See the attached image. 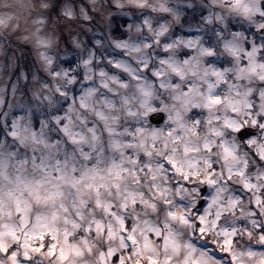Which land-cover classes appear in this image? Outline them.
I'll return each instance as SVG.
<instances>
[{
    "label": "snow or ice",
    "instance_id": "1",
    "mask_svg": "<svg viewBox=\"0 0 264 264\" xmlns=\"http://www.w3.org/2000/svg\"><path fill=\"white\" fill-rule=\"evenodd\" d=\"M213 5L225 11L203 19L219 27L186 38L154 26L157 12L180 22L167 0H116L131 20L126 38L112 37L110 11L103 19L111 49L130 59L86 49L75 68L53 71L56 35L71 40L92 18L38 0L33 35L55 81L41 84L52 112L34 119L22 107L5 123L0 264H264V166L250 167L264 162V0ZM157 89L171 101L162 109ZM160 112L166 128L150 124Z\"/></svg>",
    "mask_w": 264,
    "mask_h": 264
},
{
    "label": "clouds",
    "instance_id": "2",
    "mask_svg": "<svg viewBox=\"0 0 264 264\" xmlns=\"http://www.w3.org/2000/svg\"><path fill=\"white\" fill-rule=\"evenodd\" d=\"M122 2L127 6L128 0H122ZM149 2L156 3L155 0H149ZM169 2L172 5L171 8H173L180 16V20L185 16L183 11L184 6H187V8L191 9V13L188 15L189 22H191L195 15L199 12L201 5L208 7V5H204V0H169ZM210 2L213 5V0H210ZM115 3L116 0H111V2L110 0H87L86 5H82L88 12V15L92 18L87 22L92 23L89 27L85 28L83 26L77 31L75 35L72 36L71 40H68L70 45H72L73 40L78 41L80 47L75 48V46L72 45V48H65L64 51L66 56L77 54L72 50L73 48L78 50L81 54L86 51L87 41L83 39L85 32L91 34L93 43L101 53H103L105 49L112 50L110 47L111 36L103 17L109 11L112 15L116 14L115 12H112L111 9H109V5H115ZM116 9L120 13L124 11V9ZM220 10L221 11L219 13L225 11L222 8H220ZM39 11H41V9L38 6V0H0V18H3L7 21L4 24H0V38H3L4 41H7L10 37L21 41H28L30 39V35H26L25 33H31V29L34 24L33 18ZM97 35L99 38H96ZM97 41L100 43L97 44ZM61 44H63V41H61ZM21 76L23 77L25 83L20 84L18 80L17 84L13 85L16 88V93L15 95L12 94L13 99L7 103V106H5V89L4 87H0V143L10 139L7 136L9 128L5 127V123L10 122L13 116L19 115L17 112L21 111L22 107H30L34 115V119H47L52 112L47 100L44 99V97L49 95L48 89H41V86L38 87V81L35 79H33L32 82H28L27 76H24L23 73H21ZM65 102L67 101L58 98V103L61 105ZM170 103L171 101L168 98V94L163 90L157 89V94L152 101L153 106L157 107L158 109H162L165 104ZM190 115L191 114H189V116ZM5 116H7V120L5 119ZM88 119H92L91 114H88ZM126 123L129 127L135 125V121L132 120H127ZM150 124L152 126L159 125L161 128H166L170 124L167 119V113L160 112L159 115L150 121ZM257 166H264V162L251 160L250 167L255 168ZM189 187H191V185H189ZM88 259L90 262H94V257H89Z\"/></svg>",
    "mask_w": 264,
    "mask_h": 264
},
{
    "label": "rangeland",
    "instance_id": "3",
    "mask_svg": "<svg viewBox=\"0 0 264 264\" xmlns=\"http://www.w3.org/2000/svg\"><path fill=\"white\" fill-rule=\"evenodd\" d=\"M62 2H69L73 3L75 10L77 12V18H79V6L86 5L87 0H62ZM111 2V0H110ZM157 2V0H155ZM167 4L169 7H171V3L169 0H167ZM204 5H208V7H204L203 5L200 6L199 12L195 15V17L192 19L191 22L188 20V15L191 13V11H187V6H184L183 11L185 13V16L180 20L179 23H172L173 17L170 13H151L153 17V24L156 26L157 21L159 23H165L169 22L171 24V29L176 35H183L186 38H191L197 35H202L203 33L196 31L197 28H204L205 30H209L215 27H219L218 24H212L209 25L205 22L203 19L204 17H207L211 12L219 13L221 10L218 7V5H212L210 0H204ZM211 5V7H209ZM127 10V9H125ZM111 11L115 12L120 19H124L125 17L121 15V13L116 9L115 5H112ZM150 11V10H149ZM114 16V15H113ZM122 17V18H121ZM35 17L33 18V20ZM92 22H83L84 27H89ZM127 24L124 26V28H127ZM175 25H179V29L174 31ZM192 26V30H189V26ZM36 25L33 24L31 33H25L26 35H30V39L28 41H21L14 38H9L7 41H4L3 38H0V87H4L5 89V106H7V103L13 99L12 95V87L14 84H17V81L19 80L20 84H24L25 81L23 77L21 76V73L24 74V76H27L28 82L33 81V76L38 78V87L41 86L42 83H49L54 84L55 81L53 80L52 76L48 74V71H46L42 65V61L39 58V52L43 51V49L39 48L37 46V41L35 35ZM42 28L41 32L39 33L40 36H45L50 34L49 29L46 26H40ZM233 30H239L235 27ZM111 35L112 32H111ZM122 37L120 38H126L127 34L124 32L121 33ZM96 38H99L97 35ZM83 39L87 41V49H93L97 50L98 48L93 43L91 34L86 33L83 36ZM207 39V37H206ZM68 34L62 33L57 34L55 37V43L53 46L49 49H47V52L49 55H52L56 57V60L54 64L52 65V70L55 71L60 67L69 68L71 65L72 68H75L76 65L79 63L77 60V55L72 56H66L65 55V48H72V46L68 43ZM61 41H63V44H61ZM7 44H10L8 46ZM77 54H80L78 50L72 49ZM105 51L110 52L111 55H109V59L112 58V56H117L121 59H130L129 57L125 56L121 50H109L105 49ZM99 54V52H98ZM25 55V58L30 56V69L27 70L24 67V64L22 62V56ZM72 61V63H69V61ZM101 66H104L106 70L111 72V67L106 65V62L101 64ZM95 67V64H94ZM78 71L83 73V69L80 68ZM68 106V102H65L62 104V109H66ZM17 114L22 115V111H18ZM58 114H63V111H61ZM206 206V205H204ZM214 245H210V248L214 249ZM258 251H264V249L257 248Z\"/></svg>",
    "mask_w": 264,
    "mask_h": 264
},
{
    "label": "trees",
    "instance_id": "4",
    "mask_svg": "<svg viewBox=\"0 0 264 264\" xmlns=\"http://www.w3.org/2000/svg\"><path fill=\"white\" fill-rule=\"evenodd\" d=\"M127 20H122L120 19V17H118L117 15H114L113 16V27H112V34L115 36V37H119V34L122 32V27L125 26V23H126ZM122 25V27H121ZM30 61L24 63V67L29 70L30 69Z\"/></svg>",
    "mask_w": 264,
    "mask_h": 264
},
{
    "label": "water",
    "instance_id": "5",
    "mask_svg": "<svg viewBox=\"0 0 264 264\" xmlns=\"http://www.w3.org/2000/svg\"><path fill=\"white\" fill-rule=\"evenodd\" d=\"M155 122V121H154ZM162 122V121H161ZM205 191H206V189H205Z\"/></svg>",
    "mask_w": 264,
    "mask_h": 264
}]
</instances>
